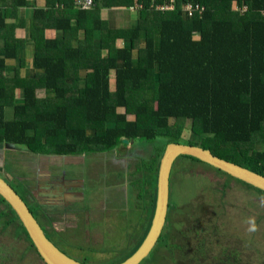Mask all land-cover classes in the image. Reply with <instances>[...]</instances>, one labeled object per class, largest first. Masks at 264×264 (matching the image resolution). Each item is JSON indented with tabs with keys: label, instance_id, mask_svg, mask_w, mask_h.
<instances>
[{
	"label": "trees",
	"instance_id": "16d2710c",
	"mask_svg": "<svg viewBox=\"0 0 264 264\" xmlns=\"http://www.w3.org/2000/svg\"><path fill=\"white\" fill-rule=\"evenodd\" d=\"M3 1L0 32H9L0 35L6 41L0 49V144H13L36 156L86 157L128 149L124 139L133 146L157 144L156 153L138 158L143 165L138 168L135 163L133 183L127 185L137 192L134 207L145 205L140 209L148 227L117 264L135 255L148 237L169 143L184 139V144L208 149L264 176V0H177L176 13L165 14L155 12L151 0H93L87 11L78 10L74 0H47V10L35 11L30 30L33 69L41 72L27 78L20 76V66L13 77L3 75L10 68L6 60H18L22 45L10 31L15 26L7 21L11 12L9 2ZM136 3L142 8L131 30L113 31L101 18L103 8H130ZM186 4L205 10L190 19L182 12ZM49 29L61 36L47 38ZM104 51L110 53L107 59ZM187 122L190 128L184 127ZM192 133L201 144L188 141ZM86 164L77 165L76 175L90 180ZM143 170L146 174L138 176ZM0 206V228L20 243L14 248L17 264L28 260V253L41 260L19 218L1 197ZM162 242L168 254L179 248L168 234L158 247ZM64 254L91 263L86 257L77 260L73 252ZM183 255L186 264L198 262V254Z\"/></svg>",
	"mask_w": 264,
	"mask_h": 264
},
{
	"label": "rangeland",
	"instance_id": "374dc122",
	"mask_svg": "<svg viewBox=\"0 0 264 264\" xmlns=\"http://www.w3.org/2000/svg\"><path fill=\"white\" fill-rule=\"evenodd\" d=\"M134 24L135 22L128 29L133 28ZM7 32L9 31H5L4 35ZM12 35H15V33H12ZM99 47L100 43L97 44V48ZM34 57L35 54L33 53V60ZM9 71L5 70L3 75L8 77L11 75ZM32 72L39 73L41 71H35L32 68L31 74ZM15 96L20 99L21 90L17 89ZM7 114L8 118H13L11 109ZM184 127L190 128V123L187 122ZM199 139L195 133H192L188 141L201 144ZM182 142L187 143L184 139H182ZM139 144L142 143L137 142V145ZM145 145L150 146L145 147V150L141 148L143 144L134 147L131 151L132 156L139 155L133 158L130 157L126 165H124L126 162L123 157L124 151H121L119 155L108 153L99 162L87 161L86 171L94 172L92 186L95 192L89 194L90 201L94 202L89 206L92 211L86 212L89 203L86 200L87 203L85 202L84 210H82L80 225L75 218H73V223L71 221H54L56 229L65 231L67 234L72 229H77L76 233L71 234L72 237L68 239H63L56 230L51 231L49 227L46 228L38 207L32 205L23 193H19L28 204L29 209L36 215L48 239L63 253L73 252L79 258L84 259L86 257L90 259V264H117L124 258L125 251L131 247L134 240L144 233L143 231L147 229L148 224L146 219L142 218L140 208L145 207V205L142 204L140 207V204H136L134 207L135 200L138 199L137 192L134 187L131 191L126 185L130 186L133 183L132 172L135 163L139 162L138 158L141 156L148 158L152 153L157 152V144ZM129 146L133 145L130 144ZM58 158L60 163L66 161L68 163L70 160H72L70 162L84 161L83 157L74 159L73 157ZM21 164L20 162L15 163L16 167ZM121 164L123 166L120 170L123 172V169H126V175L123 172L121 176L120 173L108 176V171L111 168ZM142 165L143 162H140L136 164V167L141 168ZM83 169L85 170V167ZM14 170L21 176L25 175V171H17L14 167L11 170L7 168L6 172L10 174ZM143 171H140L137 175L142 177L146 174ZM116 172H120L119 169ZM136 183L138 182L134 184ZM12 185L18 192H22V188L18 185ZM206 188L223 189L225 196H223V201L218 206L210 203L211 196L208 194L212 195L213 193L208 192ZM86 191L88 195V190ZM140 192H144L142 188H140ZM171 205V220L168 223L169 234L171 236L173 233V243L178 245L179 248L176 249L174 255L168 254V250L166 251L164 247L165 243L162 242L159 247L157 246V251L154 250L155 253L144 264H179L180 262V264H186L183 253L190 255L193 246L202 243H197L200 240L204 242V257L197 259L199 264L204 262H206L205 264H264L263 194L256 193L236 179L218 172L204 163L193 162L192 159L181 156L176 160L173 170ZM242 212H245V215L242 216ZM212 220L214 221L210 222ZM178 223L181 224L178 226L177 231L175 226ZM168 228L166 226L164 235L167 234ZM182 229L183 233H186L187 229L189 231L186 238L179 232ZM198 230L200 232L196 233ZM19 244L12 237V233L8 235L7 231L0 228V256L6 257L4 261L0 260V264H17L18 259L14 253V248L19 247ZM158 250H160L159 253ZM25 259L22 264H44L35 254L31 258L30 253L25 254ZM198 262H190V264H198Z\"/></svg>",
	"mask_w": 264,
	"mask_h": 264
},
{
	"label": "water",
	"instance_id": "95a60500",
	"mask_svg": "<svg viewBox=\"0 0 264 264\" xmlns=\"http://www.w3.org/2000/svg\"><path fill=\"white\" fill-rule=\"evenodd\" d=\"M123 144H132L124 139ZM11 144H0V197L11 207L26 230L32 244L44 264H82L64 254L48 239L44 228L37 222L29 207L13 190L10 184L14 177L4 169L6 148ZM181 156L192 157L201 163L220 170L230 177L242 181L264 192V176L245 167L215 156L210 150L184 143H169L161 161L158 177V196L154 221L148 238L135 255L122 264H143L159 245L168 223L171 200V178L176 160ZM49 198V195L46 196Z\"/></svg>",
	"mask_w": 264,
	"mask_h": 264
},
{
	"label": "flooded vegetation",
	"instance_id": "af4514ba",
	"mask_svg": "<svg viewBox=\"0 0 264 264\" xmlns=\"http://www.w3.org/2000/svg\"><path fill=\"white\" fill-rule=\"evenodd\" d=\"M143 147L141 146V148H143V150H145L147 146L150 145H145L146 143H142ZM12 147L10 148H6L7 150V155L5 156L6 160L4 163V169L5 171L7 170V168H9L10 170L14 168L17 169V171H25V175L21 176L19 175L18 172H16V170H14V172H10V174L14 177L13 182L10 184V186L13 188V190L20 196L19 193H23L26 197H28V201L34 205L35 207H38V211L40 212V216L42 217V221L45 222V227H49L51 229V231H55L63 238V239H68L71 236V234L76 233L77 229H72L71 232L69 234H67L65 231H60L57 230L55 225H54V221H62V222H67V221H71L73 223V218H75L79 225L81 224V214L83 213L82 210H84V206H85V202L87 203V198L89 196V194L91 193L90 191L93 189H90L88 186L85 188L84 186H81L82 183V179L80 178V182H79V187H74L72 190H68L66 189L64 192V184L69 181L68 178L72 177V173L70 172V169H73V171H78V167L77 165L82 163V162H70L72 160H70L68 163L64 162V163H55L53 164L52 162H50V160H52L53 158L47 157V159H45L46 156H51V155H41V156H36L33 154H29L26 151L22 150L21 148L16 147L15 145L11 144ZM135 146H132L128 152L129 156L124 157V160H126V162L124 163V165L127 164V161L130 159V157H136L137 154L135 156H132V150L134 149ZM45 156V157H44ZM59 156H65V155H59ZM105 154H93L90 156H78V157H83L84 161L83 164L85 165V163L87 161H94V162H99L100 160H102L103 158H105ZM43 159V161H42ZM56 160H58V158H55ZM74 159V158H73ZM17 162H22V164L18 167H16L15 163ZM193 162H196L195 160ZM199 162V161H197ZM71 163V164H70ZM207 165V164H206ZM210 167V166H209ZM174 170V169H173ZM216 170V169H214ZM124 175H126L127 170L123 169ZM74 174L73 177L76 175ZM173 175V172H172ZM22 183V185H19L18 183ZM18 185L20 188H22V192H18L13 185ZM55 184L54 188L53 185ZM55 189H57V191H55ZM85 190H88V195H87V191L85 192ZM206 190H208V192L210 191L211 194H208L211 196L210 198V203L211 204H215L216 206H218L222 201H223V196H225V192L223 195V189L221 188H215L213 189H208L206 188ZM61 191L64 192L63 194H61ZM171 191H172V178H171ZM50 193H52L50 195ZM49 195V198L46 197ZM21 197V196H20ZM22 198V197H21ZM53 198V200H51ZM22 200L25 202V200L22 198ZM50 200L52 203V207L53 209L57 210V209H61L59 206H61L63 208L62 205L58 204V202H63L64 204H68V205H72L71 209H67L66 211L63 212V214L58 215L57 212H49L51 209V205H50ZM57 202V203H56ZM25 204L28 206V204L25 202ZM92 203H88L87 207H86V212H91L92 209L89 207ZM171 200H170V211H169V216H168V223L171 220ZM29 207V206H28ZM189 208V206H187ZM51 209V210H53ZM32 212V211H31ZM33 213V212H32ZM64 215V216H63ZM33 216L35 217V219L37 220V222L40 224L39 220L36 218V215L33 213ZM55 216L56 219H54ZM60 218V219H59ZM218 219V218H217ZM214 220L210 221L213 222ZM167 223V227H169V224ZM181 223H178L177 226H175L177 228L178 231V226H180ZM40 226L42 227V225L40 224ZM43 228V227H42ZM170 228H168V232L167 234L170 236L169 234ZM183 231V229H182ZM181 232V231H179ZM188 229L186 230V235L184 236L185 238L188 236ZM199 233V232H198ZM164 236V234H163ZM198 236H200L198 234ZM172 241L174 240V235L172 233V235L170 236ZM202 242V243H199ZM197 243L199 244H195L193 246V250L190 254L199 255V258H203L204 254H203V249H204V242L203 241H197ZM189 244V243H188ZM190 245V244H189ZM198 246H201L202 248L200 250L197 251ZM59 249V248H58ZM83 259V258H81ZM75 260V259H74ZM77 260H80V258H78Z\"/></svg>",
	"mask_w": 264,
	"mask_h": 264
},
{
	"label": "crops",
	"instance_id": "0c3cea01",
	"mask_svg": "<svg viewBox=\"0 0 264 264\" xmlns=\"http://www.w3.org/2000/svg\"><path fill=\"white\" fill-rule=\"evenodd\" d=\"M3 2H9V6L8 9L10 10V14L11 17L9 19H7L8 22L11 23V25L15 26V31L13 28H11L10 31L13 30V32H15V36L16 38H18V40L22 41V45L19 47V49L17 50V56H18V60L14 58L11 59H7L6 60V65L9 66L10 68H8V70H10V74L8 77H13L14 76V71L20 66L21 70L19 71V74L22 78H27L31 75V69L33 68V53L35 54V47H34V43L31 40L30 37V30H31V24H32V19L34 17V13L37 9H45L47 10V0H4ZM126 10V11H125ZM129 11V12H128ZM138 15L139 12L137 11L136 8L134 7H130V8H126V7H113V8H105L101 11V18L103 19V21H106V23L108 24L109 28L113 31H120V30H127L128 27L135 22L134 26L136 25V22L138 21ZM61 20V19H59ZM57 20V21H59ZM21 22L22 26H18ZM23 24H24V28H23ZM124 24V25H123ZM72 25H76V22L73 20L72 21ZM132 28H129L128 30H131ZM5 32V31H4ZM4 32H0V35H3ZM83 33V31H82ZM56 36H61V33L59 31H55L52 29H49L46 31V37L49 39H53ZM6 45V41L5 38H3L2 36H0V49H3ZM109 51H104L103 52V57L105 59H107L109 57ZM17 67V68H16ZM16 68V69H15ZM33 73V72H32ZM121 112V109L119 110ZM130 119H133V116L130 117ZM142 145V144H139ZM137 145V146H139ZM132 146H128V149H123V148H118L115 152H113L114 155H119L121 154V151H124L123 155H127L129 151V149ZM127 153V154H126ZM139 155V154H138ZM137 155V156H138ZM46 157H50V158H58V157H73L76 158L78 156H69V155H65V156H59V155H51V156H46ZM47 159V158H45ZM59 159V158H58ZM60 160V159H59ZM50 162H52L53 164L55 163H59L60 161L56 160V159H52L50 160ZM63 162V161H61ZM83 164V162L81 163ZM123 166V164L117 166V167H113L111 168V170L108 171V176L111 175H118L120 173V176L123 174V172L120 170V168ZM120 172H116V171ZM70 172L74 175L76 174V171H73V169H70ZM94 173V172H93ZM93 173L91 174L90 181L89 180H85L82 179L81 186L84 187H89L91 190L90 192L92 194H94L95 190L92 186V176ZM70 177L68 178L69 181H67L64 184V192L66 189L68 190H72L74 187H79V182H80V178L79 176L75 175L74 177ZM127 183L125 182V185ZM55 184L53 185L54 188ZM127 186V185H126ZM55 191H57V189H55ZM64 192L61 191V194H63ZM52 193H50L51 195ZM53 200V198L51 199ZM50 200V205H51V209H53L52 207V203ZM87 201H89V203L91 202L88 196ZM99 202V200H98ZM57 203V202H56ZM94 203V202H91ZM58 204L62 205L63 208L61 206H59L61 209H50V213L52 212H57L58 215L63 214L64 211H66L67 209H71L72 205H68V204H64L63 202H58ZM64 216V215H63ZM54 219H56L55 216ZM60 219V218H59Z\"/></svg>",
	"mask_w": 264,
	"mask_h": 264
},
{
	"label": "built area",
	"instance_id": "2783aa9c",
	"mask_svg": "<svg viewBox=\"0 0 264 264\" xmlns=\"http://www.w3.org/2000/svg\"><path fill=\"white\" fill-rule=\"evenodd\" d=\"M152 1V9H154L157 13H176L177 11V0H151ZM74 5L78 10H90L94 6L93 0H74ZM137 9V11L141 10L142 6L139 4H135L132 6ZM205 8L193 4H186L182 8V12L188 18H194L196 15H201L204 12Z\"/></svg>",
	"mask_w": 264,
	"mask_h": 264
},
{
	"label": "clouds",
	"instance_id": "9594fccd",
	"mask_svg": "<svg viewBox=\"0 0 264 264\" xmlns=\"http://www.w3.org/2000/svg\"><path fill=\"white\" fill-rule=\"evenodd\" d=\"M139 12V11H138ZM24 151H26V150H24ZM27 152V151H26ZM81 179H83V178H81ZM163 237V236H162ZM160 243V242H159Z\"/></svg>",
	"mask_w": 264,
	"mask_h": 264
}]
</instances>
